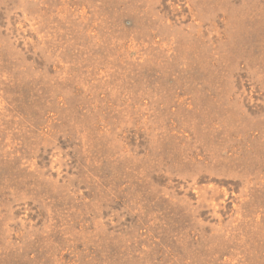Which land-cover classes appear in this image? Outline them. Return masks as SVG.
<instances>
[{
	"label": "rangeland",
	"instance_id": "374dc122",
	"mask_svg": "<svg viewBox=\"0 0 264 264\" xmlns=\"http://www.w3.org/2000/svg\"><path fill=\"white\" fill-rule=\"evenodd\" d=\"M0 264H264V0H0Z\"/></svg>",
	"mask_w": 264,
	"mask_h": 264
}]
</instances>
